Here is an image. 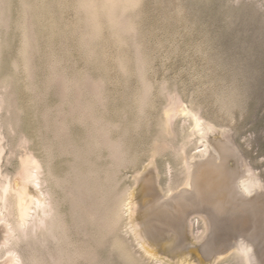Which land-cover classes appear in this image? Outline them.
I'll return each mask as SVG.
<instances>
[{
    "label": "rangeland",
    "instance_id": "1",
    "mask_svg": "<svg viewBox=\"0 0 264 264\" xmlns=\"http://www.w3.org/2000/svg\"><path fill=\"white\" fill-rule=\"evenodd\" d=\"M2 1L0 2V4L3 5V7H0V16L1 15L4 16L5 19L2 18L1 16L0 23L1 26L2 25L4 26L5 23L7 25L5 24L4 26L5 29L2 28L3 26L2 27L0 26V30H1L0 31V76H1L0 81H2L3 79L6 81L7 79V82L9 81L11 82L8 83L10 88L7 85H5L6 83L0 82V84L2 83V86L5 85L3 86L4 89H2V86L0 85V94H1L0 105H4L8 102L9 104L12 103L13 105L15 103L13 107H16V104L18 106L16 107L17 108L16 110L14 108H12L13 109L12 110L10 106H9L10 109L8 107H5V105L4 108L3 106H0L2 107V109L0 108V126L2 125L1 127H3V128L0 127L1 128L0 139L2 134V141L0 142V145L4 146L3 147L4 149L2 148L3 152L0 159L1 161L0 181L2 182L6 181L5 177H7L8 179L7 181H11L13 178H15L18 175L20 169V165H21L20 162L22 161L21 159H25L27 155L30 156V154L34 155L36 153L35 151L36 148L34 146L35 144H38L40 143V141H42L41 138H43V135L45 134L46 131L44 129L45 128L44 125L42 124L44 122H46L45 123L46 125L49 124V130H47L49 133L48 132L47 133H48V137L49 136L53 137L51 138L53 139L51 141V144L54 143L52 145V150L54 149L55 151L53 150V153H56L53 154L52 157V159L54 160V161L52 160V164H51L53 167V172H55L57 176H61L60 177L61 179L59 178L60 182L62 180L61 187L59 186L60 182L58 181V179L56 180L55 177L52 179V183L47 182V185L45 184L46 183L45 181H41V183L45 182L41 186L44 187V190L45 189L48 190V188L51 190L55 189L57 194L54 193L55 192L54 190H52L54 194H52V192L51 194L54 196L49 194L48 197L54 199L55 205L53 200H51V202L53 203V205L52 204L51 205L54 206L55 208H58V212L56 211L57 209H53L54 211L52 210L53 212L51 214L57 212L55 217L58 219V222L62 221L60 222L61 224H63L64 222L65 223L64 225H61L58 224L57 222H54L56 220V218H53L54 214L53 215L50 214L47 216V218H49V216H52L53 219L49 218L48 220L45 217L46 219L44 221L50 223L51 220L52 223L50 224L55 225L57 223L58 227L59 225L60 227L62 226L61 228H59V230L61 229L60 231H62L63 234L57 230L58 229L57 225H56L57 229L56 228L53 229L52 227L54 225L51 227L50 224L49 225L53 229V232H48L51 228H49L48 224H46L47 228L43 226L45 223L41 225L43 227H39V229L38 228L35 229V233L37 236L40 235V237L42 235H45L47 232L51 233V235L49 236L48 234L45 235L46 237H49L48 239H46V237L44 236L41 237L40 239V237L39 236L37 237L34 232L29 231L27 232L28 234L31 235L34 234L33 236L34 237L36 236L39 239L34 237L30 238L31 235H28L25 232V234L28 235V237L27 236L23 238L19 237V240L17 241L19 245H17L16 243L17 246H15L16 250H19L18 253H20V256L22 255L21 259L23 260V262H25L26 264H89L86 258L81 257L80 255L81 250L79 253L78 245L79 246L81 245V247L84 246L88 247V245H86V242L89 241V243L87 244H90V242L94 241V239H92V233H90L91 231L90 227L86 226L85 224H81L80 220L81 219L83 220V215L80 213H83V208H86V206L88 208H92L93 204L95 205L96 202L94 203V201H97L95 199H97L98 196H95L96 194L93 193H92L93 195H88V193H86L87 190L85 189H87L88 187L86 185L85 180L87 178L83 174L84 170H82L81 172V169L83 168L86 169L87 167L88 163L86 164L87 161L85 160L87 159L86 145L87 143H89V141H91L90 135L93 134L91 131V127H93L92 129H95L94 127L97 125V124L95 125L96 122H94L96 120V115H97L96 113L98 111L100 112L101 109L106 113V114L104 113L105 117L111 120L115 118L113 121H115L116 119H117L116 121H121L120 122L121 125L119 126L120 129L114 128V130L112 131L113 133L112 136L114 137L118 136L120 134L119 131L126 132L127 133L125 136L126 142L125 140L124 142L125 143L128 142L126 145L129 144L128 145L129 147L132 146L130 149L131 154H129L130 156L128 158H132V156L135 155L132 158L133 162L136 161L134 164L133 162L131 164L128 162L126 163V161L124 160L122 162H120L119 159L114 160V163H117V166L120 169L119 170L117 168V170L115 171L113 169L116 168L115 166L116 164L112 166L113 164L107 161V160L110 161V158H106V159L104 158L108 156L109 153L107 148L106 149L104 148L105 150L102 148L100 150V153H98L99 155L102 153L100 155L99 164L103 165V169L110 164L108 168L109 170L112 169L111 171L114 173V175H112L113 173L112 174L110 173L113 177L112 179L114 180V182L117 181L116 183H114L117 186L116 187L117 189L116 188L115 189L118 192V194L120 195L122 194L121 196L123 197L128 196L126 195L128 191L130 192L132 190H135L134 188H136L137 183L135 184L134 182L136 181L135 176L138 174L137 171L140 172L144 170L143 169L144 165H146V163L148 164V161L150 159L149 153L151 151V145H152L151 137L153 138L154 134L157 133V126L160 122L161 119L160 117H162L161 111L167 108L168 107L167 105H171L174 100H175L174 103L176 102L177 106H181V107L189 106L190 108H193L198 112H200L199 114L203 117V119L205 120L208 119L214 122L218 127V128L216 127L217 132L220 130V132L223 131L226 133L225 134L226 136H223V138L226 137L224 139L225 140L227 139L226 142H229L228 144L231 145L230 148L231 150H233L232 151L233 155L236 154L233 156L235 158L230 159V164L232 165L233 162L234 161L236 162L237 160L236 162L237 168L240 174L243 172L245 173L246 171L244 170H246V168L250 169L251 173L253 172L252 175L261 181L263 185L262 191H264V0H139V2H136L138 3L137 5H135L136 3L134 4L135 8L134 6L132 7L133 10L132 8L131 10L129 8V10L132 11L130 12V14L129 11L126 12L125 10L124 12L126 13H123L120 11V9L118 10L119 13H123L125 15L124 17V15L121 14L123 18L120 17V19L122 18L125 22L127 21L128 24L133 23L132 26L134 25V28L136 29V33H133L135 32L133 31L135 30L133 28L132 29L133 32L131 30L128 31L131 32L132 34L126 33L124 31V33L122 34L124 39L123 37L121 38L120 37L121 34H119V36L116 37L114 40L113 38L116 36V34L112 35V31L110 28L111 26L108 27L110 23L108 24L107 20H105L107 21L105 22L104 19H102L103 20L102 24L104 22L103 24L104 26L101 24V26H103L102 27L103 29L101 30L102 32L100 31V34L101 33L102 34L99 35L101 38L98 37L94 38V40L89 42L88 44L89 46L87 45L88 46L87 48L84 43H83L84 45L81 43V39H80L81 35L79 34L82 33L81 28L82 27L84 28V26L86 27L87 22L86 21L83 22V20H85V18L82 17L85 16L84 11L81 10L82 12H80L79 9H77L78 11L76 10L77 7L75 6V2H76L75 0H27V1L22 0L24 3L21 0H9V1L4 0L3 3ZM7 3H9L8 5L10 6L5 9L7 12H9V14H6L7 12L4 10V7L8 6L6 5ZM21 3L23 4V6ZM25 5L27 7H24ZM22 9L23 10L26 9L25 14L28 15L26 16L27 19L29 18V20H25L26 17L24 16L25 14H23L24 11L22 12ZM27 11H29V13ZM78 12H80L81 14H79ZM2 13H4L6 16ZM131 15L133 17H130ZM118 16L120 15L118 14ZM82 18L84 19L82 20ZM21 21L26 25L24 24L25 25L24 26ZM18 23H20L24 27L22 28V26H20V24ZM30 23L32 24L31 27H33V29H31V34H29ZM6 26L8 30L7 32H5ZM25 28L28 31H24L26 30ZM84 30L85 28L82 29V31ZM23 31L26 34L28 32V37H30L29 39H31V40L28 39V41H30V43L32 42L31 47H33L31 48L29 46L30 43L28 42V46H29L28 49L31 48V51L30 49L28 50V53L31 52L29 54L30 57L27 54V59L29 60L28 63H30L28 64V66L30 65L29 68L24 65L25 62L21 56L23 54L22 44L24 47L23 42L25 39V36L22 37V35L25 34V33L23 34ZM34 31L36 32L37 36L34 34ZM124 34H126L127 36L126 35L124 36ZM29 35H33V37L31 38V36ZM111 35L112 36L115 35V36L112 37ZM22 38L24 39L22 40ZM118 38L121 40H119ZM125 38H129V39H125ZM112 40H114L115 42ZM122 40L123 43L122 44L120 43V45H118L119 44L118 41L122 42ZM131 40L132 41L134 40L135 44L132 43ZM93 41H96L94 42V45L92 44ZM129 42L131 46L128 45ZM90 43L92 45H90ZM35 44L38 45L37 46L38 48L35 47L36 46ZM132 44H134V46ZM136 44L138 47L135 46ZM82 46L83 47L85 46L86 49L82 50L81 48ZM90 46L96 47L95 49L94 47H91V49L93 50L92 52H94V54L90 52L91 51V49L89 48ZM137 48H140L143 54ZM101 49L103 50V52ZM20 50H22V52H20ZM87 50L88 52H86ZM83 51H85L86 53ZM134 51L137 53L140 52L139 55L141 54L144 55L146 62L143 59V56L142 55L140 56L144 61L143 63L145 70L143 71V74L144 77L146 78L144 79L147 80L146 82H148V84L150 83V87H151V92H150L151 98H149V102H148L149 106L147 105L148 107L147 106H146L147 108L145 107L147 110L144 109V113L146 111L145 113L146 116L144 114L145 117L143 118L144 124L140 123L141 128L139 129L138 128L135 129L133 125L137 126V124H134V122L138 123L140 120L138 118L139 115L138 109L135 108L136 107L138 108L137 105L138 103L136 101V98L139 95V93L137 94V92L141 91L142 86H140V84L142 85L143 83H140L141 81L139 82L140 76L136 75L139 74L136 73V71L140 61H137L138 56H136L137 53H135ZM20 53L22 54L20 55ZM89 53H91L90 54L91 57H89ZM101 54L103 55L105 54L106 57L104 58V56ZM123 56L126 58H124ZM118 57H120L119 59L123 57L122 58L123 62L124 60H126L124 62L125 63L124 66L126 69L123 68L121 65L117 64L118 62L120 64L122 61V60L119 61ZM131 58H133V61ZM46 60L48 62H46ZM136 61L138 64L135 65L134 63H136ZM126 63L128 64L126 65ZM117 65L119 66V68H117ZM120 66L122 67V69ZM25 67L27 68V72L33 71V75H31V72H29L30 74H27ZM31 68H33V70H31ZM127 68L129 69L127 70ZM123 69H125V72L124 71L122 72ZM122 73H124L125 75ZM50 74H53V76ZM11 78L13 80H10ZM66 78L67 79L70 78V79L67 80ZM47 79L49 80L47 81ZM51 84L52 86H50ZM77 84L78 85L80 84L79 86L81 88L77 86ZM68 85L72 88H69ZM72 85L73 86L75 85L74 89ZM100 85L103 86V90H104L103 92H105L103 96L101 94L102 90L99 89V87L102 89ZM64 86L66 87V89ZM6 87L9 88V90H13V91H9ZM162 87H164V89ZM87 89L88 91H86ZM44 91L45 93L43 94L42 92ZM172 91L174 93H172ZM5 92H7L6 94L8 96L10 95L11 96L15 95V96L8 97L7 95H5ZM14 92L16 93L12 94ZM95 92L98 94H96ZM167 93L168 94L171 93V95L176 94L175 96L173 95L176 99L173 96L172 99L171 95L170 94L167 95ZM6 96L7 99L5 103H3L4 102L3 100L5 99L4 97ZM103 98L105 99L104 101ZM8 99L9 101H7ZM10 100H14V103L13 101ZM81 100H83V102ZM106 101L107 103L105 104ZM43 102L45 103L44 106L46 109H44V106L42 107ZM8 103L6 104V106L8 105ZM95 103H96V107L97 105H100L101 109L98 106L97 107L98 111L96 110L97 108L95 109L94 107L95 105L94 106L92 105ZM103 103L105 104L104 106L102 105ZM87 104H90V106ZM46 106H48V109L50 111L48 110L47 112ZM86 106L90 107V109H88L89 112H87L88 107ZM84 107H86V109ZM4 109H7L6 111L8 112H6ZM84 109L86 114L88 113L87 115L84 113ZM93 109L96 110L97 112L94 111ZM123 109H125L126 112ZM43 110L46 111L44 112ZM116 110L118 112H116ZM13 111H14V115L15 113H17L22 118L19 116L17 117L16 116L17 114L15 115L16 117H14L12 115ZM41 112H44V114L47 112L46 115L48 113L49 114L46 116ZM93 112L96 113L93 114ZM99 112L98 115H100ZM108 112L110 113L108 114ZM124 112L126 115H124ZM131 112H133L134 114ZM43 115L45 118L42 117ZM89 115H91V117ZM110 116H112V118H110ZM117 116L118 117L121 116L122 119L120 117L118 118ZM80 117L82 119L84 117L83 119L84 121L81 120ZM88 117L90 120L91 119L92 120L91 121L88 120ZM8 118L12 119L11 123H9L10 121H8L9 126L6 122ZM48 118L51 120L50 123L47 122L49 121ZM75 118H77V120ZM182 118L184 117L177 116L173 120L174 121L173 126L175 128L173 129L176 132L173 130V134H172L173 136L171 135V137L175 136V138H173V140L174 139L175 140L172 141V138H170V136L168 135L163 137L164 139L161 138L159 141V145L161 143L163 144L160 146L158 145L160 147V152L158 154L160 155L162 151L160 156L157 155V163L159 169L158 172L159 174H161V176L159 177V183H160L159 185L165 191L169 186V184H172V186H177L179 190L180 189L183 190L185 188L183 179L186 176V166H187L186 160L187 159L188 161L192 160L191 155L197 153L199 149L204 148L203 146H201L202 148L201 147L198 148V151L197 148L195 149L196 145L198 146L199 145L198 143L200 142H196L197 141L196 136L187 137L188 136L187 134L189 133L188 126L190 122L189 121L184 122ZM14 119H16L15 121L17 123L14 121ZM17 120L20 122H18ZM54 120H58L60 123L57 121L55 122ZM87 120L89 121V124L91 123L93 124V125H89L90 128L87 126L88 125ZM12 121H14L15 123ZM81 122H86L87 125ZM18 123L20 126L18 125ZM52 123L55 124V126H52L53 125ZM63 123L65 124L63 125L64 127L61 125ZM147 123L149 124V127L146 125ZM17 125L19 127V128L17 127L18 129H16ZM36 125L38 126L41 125V126L39 128ZM129 125L132 127H130ZM10 126H11L10 128L11 130L8 128ZM38 128L41 130H39ZM50 128H52V130L55 131L53 132ZM58 128L61 129V131ZM64 128H66L67 130ZM87 129L91 131L89 132L90 134H88ZM129 129L131 132L128 131ZM16 130L18 131L22 130L23 136L26 135L25 136L26 140L28 138L29 139L31 138V140L28 139L29 141L28 143L24 142L25 140L24 138H21L20 144L27 143L26 144L27 147L26 145L24 146L22 144L21 146L23 147L19 145L18 143V141H20L19 135L22 134L20 133L21 131L20 132L17 131L19 133L18 135ZM38 130L44 133L42 134L38 133ZM58 130L61 132L60 133L61 136L59 138L58 136L60 134ZM134 130L136 132L139 130V132L132 133V131L134 132ZM174 132L176 133V135H174ZM54 133L57 135L59 134L58 136L56 135L57 138H55ZM131 133L134 135H132ZM85 134L87 137L89 136L88 140L87 138H85L86 137ZM215 134L218 133L215 132ZM127 137L129 140L127 139ZM107 138L108 136H104L102 134L100 139L103 142H106L108 140ZM130 138L132 140H130ZM62 139H64L65 141ZM67 139L71 141L69 142L67 141ZM185 140H187V142ZM75 141L78 143H76ZM184 141L186 143H184ZM70 143L72 145L75 144L73 145L74 147L79 146L80 151L78 154L83 153V155H78L77 152H75L79 150L77 147L76 149L74 148V152L73 150L71 151V149H73V146ZM144 143H146L147 145ZM164 143L165 144L167 143L165 145L166 147L163 146ZM55 144L57 145L55 146ZM65 144L66 146L64 147ZM135 144L136 146H134ZM29 148H31V150H28ZM132 149L135 150L134 153ZM83 150H85V152ZM88 151L87 154L92 153V151H90L91 153ZM60 152H62V154ZM72 153H75V155H73ZM138 153H140L139 154L140 156H138ZM214 153L213 155L214 157H216L215 161L219 163L218 161L219 158L217 157L218 155H216V152ZM55 156L57 157L55 158ZM75 156H77V158ZM81 156L82 157L84 156L85 159L82 158ZM203 159L201 158L200 160L199 157V159L197 158V160L194 161L199 162V161H203ZM118 164H122L123 166ZM72 167L74 168V170ZM108 168L106 167L105 170H107ZM42 170L43 169H41V171ZM109 170L108 172H111ZM117 171H119L117 173L118 176H116L118 180L115 178ZM69 172L72 174H70ZM142 173H144V171ZM7 174L11 178L6 176ZM71 175L74 176L73 177L74 179L72 178ZM76 175L80 176V178H77ZM63 176H65L64 179H62ZM41 177H44V174ZM83 177L85 179H83ZM68 178H70L69 181ZM75 178H77L78 180H76ZM64 180L65 182H63ZM66 180L69 183H67ZM74 181L77 183L81 181L82 182L79 183L78 185ZM56 182H58L57 184H55L57 186L54 185V183ZM49 185L50 187H46ZM80 185H82V189ZM132 185L135 187L133 188ZM63 187H66V190ZM83 187L86 188L84 189ZM79 189L84 193L80 191L78 193L77 191ZM178 191L176 193H178ZM124 192H126L125 195H123ZM262 193L264 194V192ZM79 196L80 199L78 200ZM81 196H82V201H81ZM90 196H92L93 198L95 196L94 200L91 197L93 202H91L92 200L91 201L89 200ZM70 197L72 198L70 199ZM86 199H88V201ZM75 200L78 203V205H75L77 204L75 203ZM80 201H81L80 204H82V210H81V205L79 204ZM86 202L93 204L90 205ZM58 203L61 205L59 206L60 208L57 207L59 205ZM70 208H72L73 210ZM190 208L191 210L187 218L188 226L191 225L188 227L190 231V237L192 239H194L195 237L194 241L201 242L208 235V230H206L205 227L206 225H204L205 223L203 220L204 211L202 210L203 212H201V209L197 208L196 206H192ZM60 209L62 211H66L65 214L62 212L63 215L60 216L61 213ZM5 210L6 212L5 211L4 212L8 213L7 209ZM8 210L10 212L12 210L11 213L13 214L12 215L8 213L9 214L8 218H10L12 222L13 220L16 221L17 217L13 213L14 212L13 209L10 210L9 208ZM192 212L194 214H192ZM78 214L82 216L79 215L80 217L79 216L77 217ZM58 217L59 218L62 217L63 219L60 218L59 220ZM66 219L68 221H66ZM78 221L80 222V225H78ZM223 223L224 224L222 225V235H224L229 239L230 247L232 249L230 252L234 251L235 249L234 247L242 239L247 241V238L251 236L250 235L251 232L245 231L241 228H237L234 224L227 223V220H224ZM64 226L66 227L64 228L63 231L62 228ZM77 226L79 227L82 226L83 228L81 229V227L79 228ZM122 226H124V224H122L121 227ZM124 227L120 229L121 230L120 233L122 236H125L127 234L125 233V231L127 232L128 228L127 227L124 228ZM40 228H42V230L44 228V232L47 231L45 230V228L49 230L44 234V232H42ZM65 229H67L66 232ZM88 229L90 234L88 233ZM81 230L86 231V233L91 236L87 235L88 237H86L84 231L81 232ZM36 231L37 232L41 231V233L43 234H39ZM64 232L66 233V236L68 234L69 237L63 236V238H65V240L70 239V243H72L73 245H69L70 244L69 241L67 242L63 240L62 235H65ZM260 232L258 233L260 239V240L258 239V242L259 243L261 241L262 242L260 243L261 246L260 244L258 245L259 247H262V249L260 248L261 258L263 257L264 259V248H263L264 230L262 231V233ZM54 233H56V235H58L57 233H59V235L62 234L61 237H59V235L57 236V238L59 237L61 239H56L55 237L56 235L55 236L53 235L55 237L54 238L52 236V234ZM22 235L23 233L20 234V236ZM125 237L128 238L129 236H125ZM32 238L34 239L31 240ZM41 240L45 242L43 243ZM57 240L59 241L62 240L63 243ZM64 242H67L66 248ZM61 247H64V250L65 249L67 250L62 251ZM68 248L72 249L71 253H69L70 250ZM76 248L78 249V251ZM254 248L258 250L257 246H254ZM60 250L62 251V253ZM76 252L79 254L78 256L76 255ZM111 252L112 255H110ZM120 256H121L120 252H118L117 250L114 251L108 249L107 251L106 250L104 251L102 258L104 260L106 258H107L106 260L109 259L107 261V264H129L126 263L127 260H125L124 262L123 257ZM35 260L36 261L39 260V262H36ZM149 263L152 264L151 262ZM221 264H241V260L233 259L231 261H226Z\"/></svg>",
    "mask_w": 264,
    "mask_h": 264
},
{
    "label": "bare ground",
    "instance_id": "2",
    "mask_svg": "<svg viewBox=\"0 0 264 264\" xmlns=\"http://www.w3.org/2000/svg\"><path fill=\"white\" fill-rule=\"evenodd\" d=\"M1 1L2 0H0V2ZM3 1H2V3H3ZM24 1H27V0H24ZM75 1H76L75 2V6L77 7V8L75 7L76 10L79 9L80 12H82L81 10L84 11L85 16H82V17H84L85 20H83L84 18H82V20H83V22L84 21L87 22L86 27L84 26L85 30L82 31V29H84L82 27L81 28V32L82 33H79L81 35L80 36L81 37L80 38L81 39V43L82 44L84 43L86 48L89 46L88 45L89 42L94 40V38H97V37L101 38L99 35L102 34V33L100 34V31L103 29L102 27L104 26L103 25L104 22L102 24V21H103L102 19H104V21L107 20L108 22L107 21H105V22H107L108 24L110 23V25L108 27L111 26L110 28H111V31H112V35L116 34V36L114 35L115 37L111 35L112 37H114L113 38L114 40H115L116 37L119 36V34H121L120 37L122 38L123 37L122 34L124 33V31L126 33H131V32H128V31L129 30L132 31V29L134 28V25L132 26L133 23L128 24L127 21L125 22L122 19L123 18L122 15H124L123 13H126L127 11H129V14H130V12H132V11H130L131 8L134 6V4L136 2H139V0L138 1L137 0H75ZM8 4L9 3H7L6 5H8ZM137 4L138 3H136L135 5H137ZM9 6L10 5L5 6L4 10L6 11L5 8H8ZM22 6H23V4H22ZM0 7H3V5H1ZM24 7H27V6L25 5ZM129 8H130V10H129ZM134 8H135V6H134ZM119 9L123 13H119L118 12ZM1 10H2V8H1ZM25 10L26 9H24V10L22 9V12L24 11L23 14H25ZM125 10H126V12H124ZM132 10H133V8H132ZM27 12L29 13V11H27ZM80 12H78V13L81 14ZM117 12H118V14L120 16H118ZM2 14H4V13H2ZM6 14H9V12H7ZM26 15L27 14L24 15L26 17L25 20H29V18L27 19L28 15L27 16ZM1 16H0V19H1ZM127 16H129V15H127ZM120 17H122V18L120 19ZM124 17H125V15H124ZM130 17H133V16L131 15ZM2 18H4V16H2ZM6 20H9V19H6ZM129 22H131V21H129ZM25 23H23V25ZM27 23H28V21H27ZM107 23H105V24H107ZM5 24H4V26H5ZM18 24H20V23H18ZM101 24L103 26H101ZM31 25L32 24L30 23L29 34H31V29H33V27H31ZM0 26H1V23H0ZM4 26L2 28L5 29ZM20 26H22V25L20 24ZM24 26H22V28ZM8 27H9V25H8ZM29 27H26V28H29ZM7 31L8 30H7V26H6V31L5 32H7ZM24 31H28V30L26 29ZM24 31H23V34L25 33ZM133 31H135V32H133ZM133 31H132L133 33H136V29L133 30ZM34 34L36 35L35 31H34ZM125 35L126 34H124V36ZM24 36H25V39L22 38V40L24 39V42L22 41L24 43V47H23V44H22V48L23 49L20 48V49L23 50V52H22V50H20V52H22L23 54L20 53V55L22 54L21 56H22V58H23V60L25 62L24 65L29 68L30 65L28 66V64H30V63H28L29 60L27 59V54L30 57L29 54L31 53L30 52L31 48H33V47H31L32 46L31 45L32 42L30 43V41H28V39L30 38V37H28V32H27V34L25 33L24 35H22V37H24ZM29 36H31V38L33 37V35H29ZM118 39H116V40H118ZM123 39H124V37H123ZM125 39H129V38H125ZM29 40H31V39H29ZM34 40H36V39H34ZM114 40H112V41H114ZM119 40H121V39H119ZM97 41H98V39H97ZM28 42L30 43L29 46L31 47V48H29L30 49V51H29L30 53H28V50H29L28 49V47H29L28 46ZM35 42H37V41H35ZM94 42H96V41H93V43H92L93 45H94ZM131 42L134 43V40L133 41L131 40ZM116 43H117V41H116ZM118 43H119L118 45H120V43L122 44L123 40H122V42L118 41ZM82 44H80V45H82ZM92 44L90 43V45H92ZM134 44H132V45L134 46ZM128 45H130V42L128 43ZM37 46L38 45H36L35 47H37ZM85 46L81 47L82 50L86 49ZM135 46L138 47L137 44ZM91 47H94V46H90L89 48L91 49ZM95 48L96 47H94V49ZM137 49L140 50V48H137ZM88 50L86 52H88ZM92 51L93 50L91 49L90 52L92 54H94V52H92ZM83 52H85V51H83ZM102 52H103V50H102ZM140 52L143 54V52L141 50H140ZM140 52H138V53L135 52V53H137L136 56H138L137 57L138 60L136 58L135 59L137 61H140L139 64L137 63V61H136V63H134L135 61L133 62L135 65L138 64V66H137V71L138 72L136 71V69H135V71H136V73H139V74H136V75L140 76L139 82L141 81L140 83H143L142 85L140 84V86H142L141 91L137 92V94L139 93V95L136 98V101L138 103L137 104L138 108L136 107L135 109H138V112H139L138 113L139 114L138 118L140 120H139L138 123L134 122V124H137V126L133 125V127H135V129L136 128H138V129L141 128L140 123H143V118L146 116V114H145L146 111L144 113V109H146L149 106L148 102H149V98H151L150 97L151 96L150 95V92H151L150 83L148 84V82H146L147 80H145L146 78L144 77V74H143V71L145 70L144 69V63H143L144 61H143V59L145 60V58H144V55H142V54L141 55L143 56V59L140 57L141 56V55H139ZM91 53H89V57H91L90 56ZM101 55H103V54H101ZM87 56H88V53H87ZM103 56H104V58L106 57L105 54ZM120 57H118V59ZM129 57H130V55H129ZM132 57H134V56H132ZM122 58L119 59V61L122 60L121 63L119 64V62H118L117 64L121 65L123 68H125V66H124L125 63L124 62L126 60H124V62H123ZM124 58H126V57H124ZM131 59L133 61V58H131ZM105 61H106V59H105ZM105 61H104V63H105ZM127 61H128V59H127ZM46 62H48V61L46 60ZM145 62H146V60H145ZM127 64L128 63H126V65ZM118 65H117V68H119ZM145 66H146V64H145ZM61 67H63V66H61ZM122 67H121V69H122ZM57 68H59V67H57ZM125 69H123L122 72L123 71L125 72ZM128 69L129 68H127V70ZM31 70H33V68H31ZM119 71H120V69H119ZM26 72H27V68H26ZM29 72H31V75H33V71H29ZM29 72H27V74H30ZM54 72H55V70H54ZM122 74H124V73H122ZM50 75L53 76V74H50ZM4 77H5V75H4ZM29 77H31V76H29ZM29 77H27V78H29ZM0 78H1V76H0ZM31 78H33V77H31ZM69 79H67V80H69ZM3 80L0 81V82L6 83L5 85H7L9 87L8 83L11 82V81L7 82V79H6V81L5 80L3 81ZM10 80H13V79L11 78ZM48 80L49 79H47V81ZM74 81H76V80H74ZM53 82H51V83H53ZM68 82H70V81H68ZM2 83L0 84L1 86H2ZM98 83H99V81H98ZM83 84H84V82H83ZM5 85H3V86H5ZM79 85L77 84V86H79ZM3 86H2V89H4ZM50 86H52V84ZM74 86H73V89H74ZM101 87H102V89L100 87H99V89L102 90L101 94L103 96L105 94V92H103L104 91L103 90V86H101ZM9 88H7V89L9 90ZM69 88H72V87L69 86ZM162 88L164 89V87H162ZM46 89H45V91H46ZM65 89H66V87H65ZM138 89H139V87H138ZM9 91H13V90H9ZM45 91L42 92V93L44 94ZM86 91H88V89ZM6 93L7 92H5V95H7ZM15 93L16 92H14L12 94H15ZM172 93H174V92L172 91ZM88 94H89V92H88ZM96 94H98V93H96ZM169 94L171 95V93H169ZM169 94L167 93V95H169ZM173 95H171L172 99H173V97L176 94L174 96ZM7 96L4 97L5 98L4 100L2 99L4 101V102L2 101L3 103H5V101L7 99ZM10 96H8V97H10ZM13 96H15V95H13ZM13 96H11V97H13ZM40 96H41V94H40ZM84 97H85V95H84ZM37 98H38V96H37ZM104 98H103V101L105 100ZM106 100H108V99H106ZM7 101H9V99ZM10 101H13V103H14V100H10ZM36 101H38V100H36ZM40 101H43V100H40ZM76 101H77V98H76ZM81 101L83 102V100H81ZM112 101H114V100H112ZM174 101L172 102V104L170 103L171 105H167L168 107L166 106L167 108L163 109L162 110L163 112L161 111V113H162L161 116L162 117L158 116L161 119H160V122H159V124L157 126V133L154 134L153 138L151 137L152 141L150 140L152 142V145H151V151L149 153L150 159L148 161V164L146 163V165H144V167H145V168L143 167L144 170H142L140 172L137 171L138 174L135 176L136 177L135 178L136 181L134 182V180H133V182L135 184L137 183V186H136V188H134L135 186L132 185L135 190H132L130 192L128 191L129 194H128V192H127V194H126V192H124L123 195H125V194L128 195V196H124L125 198L123 196H121L122 194L120 195L116 191V189H117L116 187L117 186L114 183H116L117 181L114 182V180L112 179L113 178L112 175H114V173L111 171L112 169L109 170V168H108V166L110 164L108 166H106L108 168L107 170H105L106 167L103 169V165L99 164L100 155L102 153L100 155L98 153H100V150L102 148L103 149L107 148V150L109 152V153L107 152L108 156H106L107 155V153H106V155H104L106 157H104V156L103 157L105 159L106 158H110V161L109 160H107V161L111 162V164H113L112 166H114V164H116L115 165L116 168L114 167L115 169H113V170L116 171L118 166H117V163H114V160H118L119 159L120 162H122L124 160V161H126V163L128 162V163L131 164L133 162L132 158L135 156V155L132 156L133 153L135 152V150L132 149V151H133V153L131 155L132 158H128L130 156L129 154H131L130 153V149H131L132 146L130 145L131 147H129L128 146L129 144L126 145L128 142L125 143L126 142L125 136H126L127 133L123 132V131L122 132L119 131L120 134L118 136H116V137L112 136V134H113L112 131L114 130V128H116V129L119 128V126L121 125L120 124L121 121H116L117 119L115 121H113L115 118L113 120H111V119L105 117L104 115L106 113L100 108V105H97V107L99 106V108L101 109V111L99 112L98 108L96 107V103L92 104L93 106L95 105L94 107H95V109L97 108L96 110L99 112L100 115H98V112L93 109L94 111L97 112V113L93 112V114H95V113L97 114L96 115V120L97 121L94 119L95 120L94 122H96L95 125L96 124L97 125L94 127L95 129H92L93 127H91V131L93 133V134L91 133L92 135H90L91 136V141H89V143H87V145L84 144V145L87 146V150H86L87 159H85L84 156L83 157L81 156V157L84 158L87 161V162L85 161L86 164L87 163L88 164H87L86 169L82 167L83 169H81V172H82V170H84L83 174L87 178L85 180V182H86V185H87L88 188L85 189L86 187L85 188L83 187L85 190H87L86 193H88V195L96 194L95 196H98V198L95 199L97 201H94V203L96 202L95 205L93 203L90 204V203L86 202V203H88L90 205L93 204V207L92 208H88L86 206V208H83V213H80V214L83 215V220L79 219L81 221V224H85L86 226L90 227V230H91L90 233H92V239H94V241L90 242V244H87V243H89V241L86 240L87 241L86 245H88V247L87 246L85 247L84 245H82L84 247H81V245L80 246L78 245L79 253H80V250H81V254H80L81 257L82 258L83 257L86 258L88 260L89 264H107V261L109 259L106 260L107 259L106 258L104 260L102 258V256H103L104 251L105 250L107 251L109 249V250H114V251L117 250L118 252H120V255L123 257L124 262H125V260H127L126 263H129V264H150L149 262H151L152 264L153 263L154 264H221V263H224L226 261H231L233 259L241 260V264H264L263 263L264 259H263V257L261 258V252H260L261 251L260 248L262 249V247H259V245H258V244H260L262 242V241L260 243L258 242V239H259V234L258 233L260 231H261L260 233H262V231L264 230V228H263L264 227V194L262 193L264 191H262L263 190V187H262L263 185H262L261 181L258 178L254 177L252 175L253 172L251 173L250 169H248V168H246V170H244V171H246L245 173L243 172V173L240 174L238 172L237 163H236L237 160L236 159H235L236 162L235 161L234 162L231 161V162H233V164L232 165L230 164V159L235 158L233 156L236 155V154L233 155V153H232L233 150H231V148H230L231 145L228 144L229 142H226L227 139L226 140L224 139L226 137L223 138V136H226L225 132H223L222 130H221L222 132H220V130L217 132L216 124L214 122H212L211 120L203 119V117L199 114L200 112H198L197 110H195L193 108H190L189 106H184V107L183 106L182 107L181 106H177L176 102L174 103ZM34 102H35V100H34ZM106 103H107V101L105 102V104ZM6 104H4L5 107L9 108V106H10L11 109L14 108L15 110L17 109L16 107L18 106L16 104V107H13L15 105V103H14V105L12 103L11 104L8 103L7 106H6ZM105 104L103 103L102 105L104 106ZM4 105H0V106H3V108H4ZM44 105H45V103L43 102L42 107ZM87 105L90 106V104H87ZM46 107H47V112H48V110H49L48 106H46ZM86 107H88V106H86ZM86 107H84V108L86 109ZM0 108L2 109V107H0ZM106 108H107V106H106ZM123 108H125V107H123ZM44 109H46L45 106H44ZM85 109H84V113L86 114ZM88 109H90V107L87 108V112H89ZM4 110L6 111L7 109H4ZM12 110H11V112H12ZM123 110H125V109H123ZM14 111H13L12 115L14 117H16V116L18 117L19 115L17 113H15V115L17 114L16 116L14 115ZM18 111H20V110H18ZM21 111H23V110H21ZM106 111H108V110H106ZM6 112H8V111H6ZM44 112H41V113L44 114ZM110 112H111V110H110ZM110 112H108V114ZM116 112H118V111L116 110ZM125 112H126V110H125ZM125 112H124V115H126ZM46 113L44 115H46ZM131 113H133V112H131ZM9 114H10V112H9ZM39 114H40V111H39ZM144 114H145V116H144ZM44 115L42 116L43 118H45ZM89 116L91 117V115H89ZM177 116L184 117V118H182V120L184 122H187V121L190 122V124L188 126L189 133L187 134L188 135L187 137L196 136V138H197L196 142H200V143H198L199 144L198 146L196 145L195 149L197 148V151H198V148H200L201 146H203L204 148L203 149H199V151L197 153H194L193 155H191L192 156V160H190V161H188V159L186 160V165H187L186 166V176L183 179V183H184L185 188L183 190L180 189L181 190L180 191L177 186H172V184H169V186L167 187V189L165 191L159 185L160 184L159 183V177L161 176V174H159V172H158L159 169H158V163H157V155H159L158 153L160 152V147L159 146L163 144V143H161L159 145V141H160L161 138L164 139L163 137L168 136V135L170 136V138H172V141L175 140V139L173 140V138H175V136L171 137V135L173 134V130L175 129L174 126H173L174 125L173 124V122H174L173 120ZM19 117H21V116H19ZM84 117H83V119H84ZM119 117L121 118V116H119ZM11 118H12V116H11ZM94 118H95V116H94ZM110 118H112V116H110ZM134 118H136V117H134ZM8 119L6 120L7 124H8V121H10L9 123H11V120H12L10 118H8ZM50 119H51V117H50ZM50 119L47 122L50 123V121H51ZM59 119H60V117H59ZM75 119L77 120V118H75ZM83 119L81 118V120H83ZM123 119H125V118H123ZM15 120L16 119H14V121ZM88 120H90L89 117H88ZM88 120H87V124L88 125L86 124V122H81V123L86 124L90 128L89 125H93V124L92 123L89 124ZM141 120H142V122H141ZM14 121H12V122H14ZM37 121H38V119H37ZM54 121L55 122L56 121L59 122L58 120H54ZM6 122H5V124H6ZM18 122H20V121H18ZM45 123L46 122L42 123L44 125V127H45V128L44 127L43 128L46 130V131L44 130L45 134L43 135V138H41L42 141H40V143H38V144H35V146H34L36 148L35 149L36 153L34 155L30 154V156H28L26 154L27 155V156L25 155L26 158L25 159H21L22 161L20 162L21 163L20 169H19L18 175L15 178H13L11 181H7L8 179H7V177H5L6 181H4L3 179L2 180L4 182L0 181V226H1L0 227L1 228L0 229V264H26L21 259L22 255L20 256V253H18L19 250H16V247H15V246L19 245L18 242H17L19 240V237L20 238H23V237H26V236L28 237V235H31V234H28L27 232L30 231V232H34L35 233V229H37V228L39 229V227H43V226L46 227V224L49 225L50 223H52L51 220H50V223L49 222L47 223V221L46 222L44 221L47 218V216L50 215L54 211L53 209H57L56 211L58 212V208H55L54 206H52L53 203L51 202V200H53V202H54V199H51L50 197H48L49 194L52 195V194L56 193L55 189H52V190L55 191L53 193L51 189L48 188V190H46V189L44 190V187L41 186L45 182H46L45 183L46 185H47V182L48 183H52V179L54 177L56 178V180L58 179V181H59V178L61 177V176H57L55 174V172H53V167L51 165L52 164V160H53L52 157H53V154H56V153H53L54 149L52 150V145L54 143L51 144V141L53 140L51 138H53V137H50V136L48 137V133L49 132L47 130H49V124L46 125ZM10 125H12V124H10ZM18 125H19V123H18ZM18 125L16 126V129L19 128ZM57 125H58V123H57ZM61 125L63 126L65 124L63 123ZM146 125L149 127L148 123ZM8 126H9V124H8ZM36 126H38V125H36ZM40 126H38V127L40 128ZM52 126H55V124H53ZM87 126H85V127H87ZM130 127H132V126H130ZM1 128H3V127H1ZM8 128L10 129L11 126L8 127ZM41 129H42V127H41ZM41 129H39V130H41ZM50 129L52 130V128H50ZM64 129H66V128H64ZM116 129H115V131H116ZM39 130H38V133H41V134L44 133V132H40ZM59 130L61 131V129H59ZM59 130H58V132L60 134L61 132ZM126 130H127V128H126ZM17 131L18 130H16V132ZM20 131H18V132H20L22 134V130H20ZM52 131L54 132L55 130H52ZM52 131H51V133H52ZM91 131L88 130V134H90L89 132H91ZM128 131H130V129ZM137 132H139V130ZM137 132L135 130H134V132L132 131V133H137ZM175 132H174V135H176ZM215 132L218 133V134H215ZM222 133H224V134H222ZM66 134H65V136H66ZM102 134L104 136H108V138H107L108 140L106 142H103L100 139ZM18 135H19V133H18ZM56 135L57 134H55V138H57ZM132 135H134V134H132ZM139 135H141V134H139ZM22 136H23V134L19 135V138H20L19 140L20 141H18V143H19L20 146H21V144L25 146L29 142L28 141L29 138L26 140L25 139L26 135L23 136V137ZM39 136H38V138H39ZM60 136H61V134L58 136V138ZM85 136H86V134H85ZM41 137H42V135H41ZM88 137L86 136L85 138H87V140H88ZM21 138H24L26 140V141L24 140V142H27V143H25V144L21 143L20 144ZM69 139H71V138H69ZM127 139H128V137H127ZM29 140H31V138ZM62 140H64V139H62ZM82 140H83V138H82ZM84 140H86V139H84ZM89 140H90V138H89ZM124 140H125V142H124ZM130 140H132V139L130 138ZM1 141H2V134H1L0 142ZM67 141H69V140L67 139ZM185 141L187 142V140H185ZM185 141H184V143H186ZM72 142H74V141H72ZM76 143H78V142H76ZM132 143H133V141H132ZM57 144H55V146ZM62 144H64V143H62ZM144 144H146V143H144ZM166 144L164 143L163 146L166 147L165 146ZM73 145H75V144H73ZM140 145H141V143H140ZM171 145H172V143H171ZM65 146H66V144L64 145V147ZM134 146H136V144ZM3 147H4L3 145L2 146L0 145V159H1L2 152H3V150H2ZM21 147H23V146H21ZM26 147H27V145H26ZM76 147L77 146H75V147L73 146V149H71V151L73 150V152H74V148L76 149ZM77 148L79 150L75 151V152H77V154H78L79 151H80V147L78 146ZM28 150H31V148H29ZM81 151H82V149H81ZM83 151L85 152V150H83ZM87 151L88 152L92 151V153L90 152L91 154H89V153L87 154ZM137 151H138V149H137ZM213 151L216 152V155H218L217 157L219 158L218 159L219 163H217L215 161L216 157H214V155H213L214 152ZM60 153L62 154V152H60ZM161 153H162V151H161ZM161 153H160V155H161ZM57 154H58V152H57ZM72 154L75 155V153H72ZM139 154L140 153H138V156H140ZM78 155H83V153L82 154H78ZM57 156H55V158ZM77 156H75V157L77 158ZM81 157H80V159H81ZM199 157H200V160H201V158L202 159L204 158L203 161L195 162L194 160H197V158L199 159ZM205 157H206V159H205ZM69 162H71V161H69ZM135 162H133V164ZM123 164H125V163H123ZM118 165H122V164H118ZM104 166H105V163H104ZM122 166H120V167H122ZM110 168H111V166H110ZM41 169H43V170L41 171ZM70 170H68V171H70ZM73 170H74V168H73ZM76 170H77V167H76ZM108 170L111 171V172H108ZM184 170H185V168H184ZM143 171H144V173H142ZM118 172L119 171H117L116 175H115V178L117 180H118V178L116 176H118L117 175ZM110 173L111 174L113 173V174L111 175ZM43 174H44V177H41ZM70 174H72V173H70ZM3 175H4V173H3ZM110 175H111V177H110ZM6 176L11 178L8 174ZM76 176H77V178H80V176H78V175H76ZM73 177L74 176H72V178ZM64 178H65V176H63L62 179H64ZM77 178H75V179L78 180ZM83 179H85V178L83 177ZM69 180H70V178H68V181ZM41 181H45V182L41 183ZM68 181H67V183H69ZM61 182H62V180H61ZM61 182H60V185H59L60 187L62 186ZM63 182H65V180ZM81 182H79V183H81ZM57 183L58 182L54 183V185L57 184ZM75 183H77V182H75ZM79 183H77V184L79 185ZM117 184H119V183H117ZM82 185H80L81 189H82ZM55 186H57V185H55ZM46 187H50V185L46 186ZM63 188H65V190H66V187H63ZM65 190H64V192H65ZM79 191L84 193L80 189L77 192L79 193ZM177 191H178V193H176ZM51 192H52V194H51ZM70 192H71V189H70ZM120 192H123V191H120ZM62 195H63V193H62ZM73 195H74V193H73ZM52 196H54V195H52ZM95 196H94V198H95ZM83 197H85V196H83ZM91 197L92 196L89 197L90 201L92 200ZM122 197H123L124 200L122 199ZM71 198L72 197H70V199ZM94 198H93V200H94ZM57 199H55V200H57ZM79 199H80V196L78 197V200ZM64 200H62V201H64ZM86 200L88 201V199H86ZM86 200H83V201H86ZM93 200L91 202H93ZM81 201H82V196H81ZM81 201L79 202V204L81 203ZM57 202H59V201H57ZM57 202H56V204H57ZM75 203H77L76 200H75ZM60 204H61V202H60ZM60 204L58 206L57 205L56 206L59 207V206H61ZM54 205H55V202H54ZM75 205H78V203L75 204ZM80 205H81V210H82V204H80ZM79 206H78V209H79ZM192 206H196L197 208H200L201 212L204 211L203 220H204V223H205L204 225H206L205 226L206 230H208V235L201 242L194 241L195 237H194V239H192L190 237V231H189L188 227L191 226V225L188 226L187 218H188V215H189L190 210H191L190 207H192ZM9 208H10V210L13 209V211H14L13 213L17 217L16 221L13 220V222H12L11 219L8 218V216H9L8 213L12 214L11 213L12 210L10 212L8 210ZM5 209H7L8 213H5L6 212ZM70 209H72V208H70ZM75 209H76V207H75ZM195 211H197V210H195ZM62 212L65 214L66 211H62L61 210V213ZM74 212H75V210H74ZM79 212H81V211H79ZM56 213L54 212L53 213L54 215L51 214V215H53V218H56L55 217ZM61 213H60V216L63 215V213L62 214ZM77 213H78V211H77ZM80 214H78L77 217ZM192 214H194V213L192 212ZM82 215H80V216H82ZM57 216H59V215H57ZM74 216H76V215H74ZM49 218H52V216H49ZM49 218H47V219L49 220ZM60 218H62V217H60ZM60 218H59V220H60ZM56 220L54 222H57L58 224H61L60 222H62V221L58 222L57 218H56ZM224 220H227V223L234 224L237 228H241V229H243L245 231L251 232V234H250L251 236L249 238H247V241L242 239L239 243L236 244V246L234 247L235 249L232 252H230L232 249L230 247L229 239L227 237H225L224 235H222V225L224 224L223 223ZM66 221H68V220L66 219ZM57 223L55 225L53 224L54 226L52 224H50V225H51V227L53 226L52 227L53 229H55V228L57 229V227H58ZM64 223L61 224V225H64ZM122 224H124V226H126L128 228L127 232L125 231V233H127L128 235L124 234L125 236H129L128 238H126L125 236H122L121 233H120V231H121L120 229L122 227H124V226L121 227ZM41 225H43V226H41ZM50 225H49V228H51ZM56 225H57V227H56ZM66 225H67V223H66ZM78 225H80L79 221H78ZM82 226H80L81 229L83 228ZM61 227L59 225L57 230L60 231L61 229L59 230V228H61ZM65 227L66 226H64L62 228L63 231H64ZM77 227H79V226H77ZM126 227H124V228H126ZM46 228H45V230L48 231L49 229H46ZM51 229L48 232H53V229H52V231H51ZM40 230L42 232H44V228H43V230H42V228H40ZM84 230H81V232L84 231ZM41 231H38V232L36 231V232L39 233V234H43V233H41ZM47 231H45L44 234ZM66 231H67V229H65V232ZM25 232L28 235H26ZM48 232L46 234H48V236L51 235V233H48ZM65 232H64L65 235H62L63 234L62 231H60V233H62V234H60V235H59V233H57V234L59 235V237H61V235H62V238H63V236L64 237L66 236ZM21 233H23V235L24 234L25 235L24 236L23 235L20 236ZM88 233H89V229H88ZM84 234H85L86 237H88L87 235H89V234L86 233V231H84ZM33 235H31L30 238L34 237ZM35 235H36V233H35ZM45 235H42L41 237H43V236L46 237ZM53 235L55 236L56 233L52 234V236ZM58 235L55 236L56 239H61L59 237L57 238ZM82 235H83V233H82ZM36 236L34 238H37L38 236L40 237V235H38L37 237ZM67 236H68V234H67ZM89 236H91V235H89ZM41 237H40V239H41ZM34 238H32L31 240H33ZM48 238L49 237H46V239H48ZM37 239H39V238H37ZM89 239H91V238H89ZM63 240L67 241V242L69 241V243H70V239L69 240L68 239L65 240V238H63ZM41 241L43 242V240H41ZM54 241H56V240H54ZM57 241H59V240H57ZM60 241L62 242V240H60ZM67 242H64L65 245H66ZM16 243H17V245H16ZM82 243H83V241H82ZM255 243H257V244H255ZM69 245H73V244L70 243ZM56 246H58V245H56ZM254 246H257L258 250H256L254 248ZM260 246H261V244H260ZM262 246H263V243H262ZM31 247H33V246H31ZM66 247H67V245L65 246V248ZM58 248H60V247H58ZM61 248H62L61 250L63 251L64 247H61ZM68 249L70 250V252L69 251H66V252L71 253L72 249H70V248H68ZM78 249H77V251H78ZM50 250H53V249H50ZM65 250H67V249H65ZM60 251H58V252H60ZM62 251H61V253H62ZM74 251H76V250H74ZM31 254H33V253H31ZM76 255L78 256L79 254L76 252ZM110 255H112V252L110 253ZM36 262H39V260L36 261Z\"/></svg>",
    "mask_w": 264,
    "mask_h": 264
}]
</instances>
